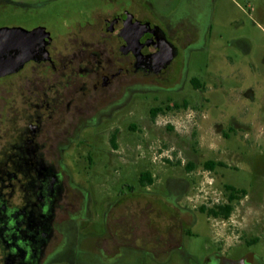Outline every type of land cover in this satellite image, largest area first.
<instances>
[{
	"label": "flooded vegetation",
	"instance_id": "flooded-vegetation-1",
	"mask_svg": "<svg viewBox=\"0 0 264 264\" xmlns=\"http://www.w3.org/2000/svg\"><path fill=\"white\" fill-rule=\"evenodd\" d=\"M200 3L182 0L157 22L141 0H51L29 12L38 18L0 28L28 35L30 55L0 77L7 96L1 98L7 114L0 115V264H50L71 249L99 264H145L147 256L162 263V256L184 254L199 210L183 189L169 196L152 192L158 175L151 172L141 174L139 189L129 185L130 194L109 205L105 234L81 233L90 202L69 158L82 160V150L97 148L87 136L97 125L104 128L96 137L108 138L110 155L133 151L121 142L122 120L136 115L130 107L141 93L167 94L149 122L178 119L185 99L177 93L190 53L213 35V3ZM250 13L264 23V0ZM157 56L172 59L159 68ZM144 129L142 121L127 126L140 134ZM205 264L260 263L222 252Z\"/></svg>",
	"mask_w": 264,
	"mask_h": 264
},
{
	"label": "rangeland",
	"instance_id": "rangeland-1",
	"mask_svg": "<svg viewBox=\"0 0 264 264\" xmlns=\"http://www.w3.org/2000/svg\"><path fill=\"white\" fill-rule=\"evenodd\" d=\"M49 1L0 0V28L15 26L26 16L38 18L40 14L29 12ZM141 1L151 6L158 22L160 15L168 16L182 0ZM198 1L201 5L213 3L209 24L213 35L207 34L203 44L190 53L185 84L177 93L185 99L178 119L160 117L155 125L149 122L151 110L167 94L141 93L130 107L136 115L122 120L121 142L129 143L133 151L123 152L121 157L110 155L108 138L96 137L104 128L97 125L87 131L97 148L82 150V160L77 154L69 158L77 184L90 202L83 234L106 233L109 205L118 195H129V185L139 189L144 172L158 175L152 192L169 196L172 189L174 193L183 189L192 200L199 210L198 223L192 236L184 239V254L162 256V263L147 256L145 264H205L222 252L232 259L250 255L264 259V23L250 13L259 0ZM54 3L50 6L58 4ZM193 79L202 92L192 84ZM5 84L0 81V115L7 114L1 100L7 99L2 90ZM142 98L146 100L142 102ZM140 120L143 134L127 130L131 123L139 126ZM209 163L214 169L208 168ZM226 186L247 193L236 196L231 216L223 219L203 212L202 208L226 205L230 196ZM50 264L99 262L71 249Z\"/></svg>",
	"mask_w": 264,
	"mask_h": 264
},
{
	"label": "water",
	"instance_id": "water-1",
	"mask_svg": "<svg viewBox=\"0 0 264 264\" xmlns=\"http://www.w3.org/2000/svg\"><path fill=\"white\" fill-rule=\"evenodd\" d=\"M29 38L23 36L17 29H0V77L13 72L18 68L29 55ZM172 57L161 59L154 57L162 68L165 62H169Z\"/></svg>",
	"mask_w": 264,
	"mask_h": 264
},
{
	"label": "trees",
	"instance_id": "trees-1",
	"mask_svg": "<svg viewBox=\"0 0 264 264\" xmlns=\"http://www.w3.org/2000/svg\"><path fill=\"white\" fill-rule=\"evenodd\" d=\"M195 86H199V83H194ZM209 169H214V164L209 163L208 164ZM226 190L230 193V203L223 206H216L212 209L206 210L205 208H202L201 210L203 212H208L209 215L214 217H220L223 219H228L232 212H233V206L232 203L235 199H237V195L242 194V196H246L247 193L245 191H238L237 189L233 188L232 186H226Z\"/></svg>",
	"mask_w": 264,
	"mask_h": 264
},
{
	"label": "crops",
	"instance_id": "crops-1",
	"mask_svg": "<svg viewBox=\"0 0 264 264\" xmlns=\"http://www.w3.org/2000/svg\"><path fill=\"white\" fill-rule=\"evenodd\" d=\"M260 264H264V259L254 256ZM233 260V259H232Z\"/></svg>",
	"mask_w": 264,
	"mask_h": 264
}]
</instances>
